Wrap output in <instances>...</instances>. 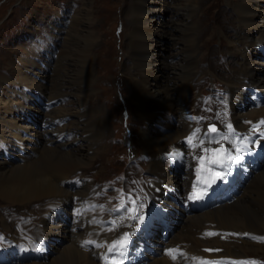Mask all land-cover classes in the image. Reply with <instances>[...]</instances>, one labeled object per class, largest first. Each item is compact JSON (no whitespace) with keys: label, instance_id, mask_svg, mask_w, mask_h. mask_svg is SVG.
<instances>
[{"label":"bare ground","instance_id":"1","mask_svg":"<svg viewBox=\"0 0 264 264\" xmlns=\"http://www.w3.org/2000/svg\"><path fill=\"white\" fill-rule=\"evenodd\" d=\"M158 2L168 6L173 16L176 14V18H171L170 29L157 31L152 26L156 12L154 5ZM224 2L225 10L219 11L217 15L219 18L225 17L223 21L231 23V27L234 28V32L225 37L228 44L227 54L232 60L229 67L231 73L227 79L232 82L231 108L236 109L233 116L239 125L243 124L245 118L259 122L256 128H244L248 129V133L256 130L259 134L261 132L259 130L264 128V125L260 124L264 120V63L258 62L255 56L264 61V0H224ZM132 3L134 7L129 11L130 32L126 35L128 45L126 53L132 59L133 65L127 69V75L136 89L135 99L140 100L138 104L141 109L137 113L145 122V126L140 131L139 140L141 152L148 157L146 175L152 179L149 193L156 199L159 207L167 211L171 229L167 230L168 238L164 240L163 235L166 231L162 230V224L148 222V225L143 227L136 237L137 243H142L145 258L134 255L136 262L129 264H198L206 256L246 255L249 251H256L254 248L260 249L262 244L253 243L244 238L239 239L238 242L226 241L218 237H205L203 232L208 227L232 229L238 233L244 230L264 232V159H261L263 154L255 149L263 142L258 141L254 144L252 142L254 135L247 134L249 139L246 141V147L255 152V154L249 153L250 162L254 158L256 161L249 165L244 159L241 160L244 166V172H238L241 179L231 184L228 189L229 195L217 206L186 214L170 199V197L177 198L181 181L185 180L186 174L185 182H187L189 175L188 170H182L180 166L174 167V163L165 155V152L179 145L180 136L187 132L185 112L182 110L194 105L195 95L193 93L189 95V93L194 88L191 82L193 76L197 74H195L196 62L199 60L202 47L199 42L200 20L198 18L196 20L195 16L201 0H134ZM228 8L232 11L227 14L230 20L224 13ZM85 16V13L74 16L70 24L64 39L66 50L60 54L61 60L58 57L55 62L50 87L37 84L34 78H29L27 75L19 76L25 82L28 81L29 86L32 84L39 94L45 91L47 93L49 89L47 95L42 94L47 96V99H54L63 94L61 92L63 86L72 87L69 91L73 94L72 96L78 98V107L74 110L78 118H75V128L80 132H61L68 129L64 130L60 127L57 132L43 134L45 130L35 129L33 124L22 121L24 117L30 115L31 110H27L31 109L30 107L18 104L11 99L12 96H7L9 94H0V110L2 106L4 108L0 116V125L8 124L15 128L14 131L5 132L0 126L2 148L0 151V200L11 206H25L43 200L44 203L49 202L44 218L31 234V237L35 239V248L39 256L29 264H99L100 248L95 244L84 242L101 240L103 235H106L105 238L109 241L116 235L115 232H104L106 227L91 222L98 221L97 216L106 214L97 206L100 201L98 196L88 197L87 180L76 178L79 181L76 185L73 182L76 181L73 180L75 178H70L72 174L78 172L77 170H83L81 168L91 164L94 158L89 154L91 145L96 146L101 143L98 141L99 130L106 125L103 119L93 122L92 117H97L96 112L82 107L87 103L85 95L93 90L91 68L88 67L84 56L86 51L83 49L79 51L83 55L78 54V49L83 46L81 34L89 26ZM57 23L60 21L57 20ZM78 27L79 31H77ZM219 33L221 34L220 31ZM223 34L225 36L226 33ZM162 35H167L171 39L175 51L168 56H163L164 58L158 62L152 50L157 36ZM258 37L261 38L260 41ZM69 39H72L73 45L70 44L72 46L67 47ZM84 42L86 44V40ZM65 57L68 58L64 59ZM70 63L73 65L68 67ZM158 63H161L159 65L164 71L162 78H159L154 71ZM31 66L33 68L30 69H33L35 76L45 78L46 68L41 71L39 65L34 62H31ZM92 66V70H95L94 65ZM173 68H177L178 71L174 77H171L168 73ZM0 78L3 76L0 75ZM169 81H173L175 85L170 87ZM189 81L191 82L188 84ZM259 89L263 93L262 100L252 102L251 96L258 93ZM31 101L33 102V99ZM61 109L65 110V107L59 106L54 109L53 116H59ZM32 112L41 114L42 110L37 108ZM44 115L46 118L49 117V112H45ZM156 122H160L163 127L156 126ZM39 126L46 127L50 124L41 122ZM68 138H72L71 142L82 138L84 142L80 141L82 145L74 148L70 140L67 141ZM226 142L229 143L230 139ZM203 147L208 146L205 144ZM198 149L201 150V148ZM9 150L15 151L13 153L15 158L9 160H6L8 156L2 158L1 152L5 151L4 155H8ZM95 151H98L97 146L93 152ZM260 154V158L257 159ZM257 162H260L259 166ZM138 174L143 176V173ZM237 190L239 193L235 195ZM179 215L184 217L180 219ZM178 224L182 227L175 230ZM56 233L60 239L54 247L52 244L54 241L51 238ZM61 233H63L62 237ZM159 234L162 235L159 236L160 239L156 238ZM51 246L54 249L53 253ZM216 246H222L223 251L212 255L205 251L206 247ZM168 249L183 250V255L174 252L172 255H176L177 259L173 261L167 254ZM23 263L28 262L15 259H10L9 262V264Z\"/></svg>","mask_w":264,"mask_h":264},{"label":"rangeland","instance_id":"2","mask_svg":"<svg viewBox=\"0 0 264 264\" xmlns=\"http://www.w3.org/2000/svg\"><path fill=\"white\" fill-rule=\"evenodd\" d=\"M133 1L0 0V75L3 76V78H0V94H9L7 96H12L11 99L18 102V104L30 107L31 109H27L31 110L30 115L24 117L22 121H25L26 124H33L32 126L35 129L45 130L43 134L57 132L60 127L64 128V130L68 129L67 131L60 130L61 132H80L79 129L76 130L75 128V120L78 118L76 112H74L78 107V98L72 96L73 94L69 91L72 87L65 88L67 86H63L61 88L63 94L54 99H47V96H42V94L47 95L49 89L47 93L45 91L39 94L37 89L32 87V84L29 86L30 83L20 79L19 76L24 77V75H27L29 78H34L37 84L40 83L50 87L55 62L60 54L66 50L64 39L67 36L66 33L70 24L74 16L77 17L82 13L86 14L84 18L89 23V26L81 34L83 37L81 44L83 46L78 49V54L83 55L79 52L83 49L86 51L84 56L88 67L91 68L93 90L85 95L87 103L82 107L87 108V110L93 109L96 112L97 117H92L93 122L97 119H103L106 124L99 130L98 141L101 143L96 144L98 151L93 152L96 146L91 145L89 154L94 157L91 160V164L88 167L81 168L83 170H77V173L70 176V178H84V180H87L89 185L88 194L96 193L95 190L101 189V186L107 183L108 180H113L122 174L142 173L143 169H145L143 174H147L148 157L141 152L142 147L139 140L140 131L145 126V122L142 121V118L137 113L141 109L138 104L140 100L135 99L136 89H134V85L127 75V69H129L130 65H133L132 59L126 53L128 47L126 35L130 32L128 17L130 15L129 11L134 7ZM260 3L262 2L260 1ZM165 6L161 2L154 5L156 12L154 13L152 26L157 31L170 29L171 18H176V14L173 16L172 10L167 8L168 6L165 8ZM224 8H226L224 0H201L198 13L195 16L196 20L197 18L200 20L199 42L202 47L199 60L196 62L195 74H197L193 76L192 82H188V84L191 82V85L194 86L189 95L193 93L195 97H198V94L210 84L227 85L229 88L232 85L231 80L227 79L231 73L229 67L232 64V60L227 54L228 44L225 37L231 35L230 33L234 32V28L233 26L231 27V23L223 21L225 17L219 18V15H217L219 11L225 10ZM229 12H232L229 8L224 12L228 20H230L229 15H227ZM57 20L60 23H57ZM233 25L236 27V24L233 23ZM58 29L60 30L57 31ZM77 31H79V27ZM223 33H226L225 36ZM257 39L260 41L261 38L258 37ZM71 40L69 39L67 47L73 45ZM84 40H86V44ZM174 51L172 41L167 35L157 36L152 53L158 62ZM259 55L262 57L260 52ZM67 58L65 57L64 59ZM255 58L256 60L258 59V62L264 63L257 56ZM58 59L61 60L60 57ZM31 62L37 63L41 71L46 68L45 78L34 75L33 69H30L33 68ZM159 64L161 63L156 65L154 71L159 78H162L164 71ZM71 65L73 64L70 63L68 67ZM92 65H94L95 70H92ZM173 69L168 73L171 77H174L178 71L177 68ZM234 76L236 75L234 74ZM141 78H139L140 81ZM168 84H170V87L175 85L173 81H169ZM191 85L190 87L192 88ZM32 99L33 102L31 101ZM59 106L65 107V110L61 109L60 115L55 117L53 116V110ZM2 107L0 116L4 109ZM37 108L42 110L43 114L37 112L33 114L32 111ZM45 112H49V117H45ZM63 113L65 114L63 115ZM91 116H93L92 113ZM41 122L49 123L50 126H39ZM80 124L86 125L87 123ZM0 126L5 132L14 131L15 129L13 125L8 124ZM48 128L49 130H46ZM133 135L134 137H132ZM128 138L131 139V145L126 143ZM71 139L68 138L67 141L70 140L74 148H78L79 145H82L81 142H84L82 138L74 140L75 142H71ZM84 147L86 146L84 145ZM15 150L17 151L16 148ZM4 152H1L2 158L3 156H8L6 160L15 158L13 154L15 151L9 150L8 155H4ZM139 152L144 156V159L142 157L138 158L137 153ZM133 159L137 161V164H135ZM139 170L140 172H137ZM123 182H125L124 179L117 183L122 185ZM238 193L239 191L237 190L235 195ZM98 194L102 195V192ZM103 196L106 200L112 198L108 195ZM48 204L49 202L44 203L43 200L39 201V203L32 202L25 206H11L0 200V237H3L0 240V247H4L7 243H24L25 238H30L32 232L36 230L42 218H44V212L47 210ZM49 207L51 210L50 205ZM182 217L184 216L179 215L180 219ZM170 225L169 223L166 227L161 225L162 230L166 231L165 235H163L164 240L168 238L167 230L171 229ZM181 227V224H178L175 230L181 229ZM62 235L63 233L60 234L61 237ZM159 236L162 235L159 234L156 238L160 239ZM248 236L250 239L246 240L262 245L260 249L254 248L256 251H249L245 255L247 256L246 261L264 264V240L257 239L264 237V232L251 233ZM51 239H53L54 242L52 244L55 247V244L59 243L60 238H58L56 233ZM51 252H54L53 248ZM47 255L49 254L47 253ZM150 255L153 256V254ZM30 261L32 260L22 262H28L23 264H29Z\"/></svg>","mask_w":264,"mask_h":264},{"label":"snow or ice","instance_id":"3","mask_svg":"<svg viewBox=\"0 0 264 264\" xmlns=\"http://www.w3.org/2000/svg\"><path fill=\"white\" fill-rule=\"evenodd\" d=\"M219 115V114H217ZM226 115V113H225ZM192 120H201L202 117H188ZM260 124L264 125V120L260 122ZM256 125H253V128H256ZM227 134L220 133L215 124H209L207 127V131L203 133L204 138H200L198 143H194V139L197 137L198 133H200V129L197 128L195 131L192 132L191 135H189L187 139V144L192 149L201 148L203 155L200 154H193L192 158L196 161H198L197 167L195 169L196 172V179L192 181L191 183V191L188 194L187 199L196 201L203 198L204 193L207 191L209 187H211L212 183H215V180L217 179H224V173L223 172H214L212 166H221L225 169H227L230 165L238 163L243 159L241 153L246 150V141L249 139V137L246 135L241 140H233L231 141L232 146L235 150V154L230 152L227 148L224 147L220 141H228L230 138V135L235 136L237 133L235 132L233 125L231 123H227ZM213 134H216L214 137ZM264 136V133L261 134ZM218 137V139L216 138ZM206 138V139H205ZM212 144V143H219V147H203L206 143ZM166 156L169 158L175 159L176 157L180 156V153L177 152H171L166 153ZM209 176H211V179H209ZM129 200L131 204L133 205L130 208L126 209V218L129 221H136V227L140 226V222L144 221V216L142 214V209L144 208V203L141 197L137 196L135 199H132L131 196H129ZM103 207V206H101ZM121 208H124L123 203V196H121V203L118 206V208L114 209V211L119 212ZM125 219V216L120 217V223H123ZM98 223L99 221H91ZM113 227H118L117 221H112ZM111 230V229H110ZM207 235H215V233H207ZM235 235V234H234ZM243 235L248 236V233H244ZM3 237H0V240H2ZM257 239L264 240V237H259ZM130 240V234L129 232H123L122 235L119 236L118 239L112 240L110 244H107V252L104 253L103 259L105 261L110 260V264H124V256L125 251L128 248ZM85 244H95L96 247L101 248L105 245L102 243H96L94 240H86L84 242ZM178 249H168L167 254L171 256L173 261L177 259L176 255H172L174 252H178ZM205 251H220L219 249H206ZM109 254L111 256L109 257ZM180 255H183L180 253ZM215 264H227V262L224 261H218L215 262ZM231 264H256L255 261H233Z\"/></svg>","mask_w":264,"mask_h":264}]
</instances>
